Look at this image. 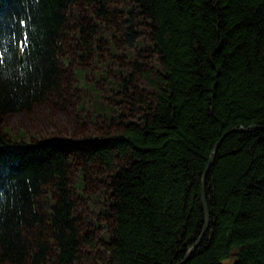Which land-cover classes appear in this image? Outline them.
<instances>
[{"label": "trees", "instance_id": "1", "mask_svg": "<svg viewBox=\"0 0 264 264\" xmlns=\"http://www.w3.org/2000/svg\"><path fill=\"white\" fill-rule=\"evenodd\" d=\"M125 1L0 0V264H264V0ZM107 45L130 113L82 136L3 128L69 106V53ZM98 179L103 238L83 216Z\"/></svg>", "mask_w": 264, "mask_h": 264}, {"label": "rangeland", "instance_id": "2", "mask_svg": "<svg viewBox=\"0 0 264 264\" xmlns=\"http://www.w3.org/2000/svg\"><path fill=\"white\" fill-rule=\"evenodd\" d=\"M134 4L131 0L124 3L129 9L136 11ZM103 29L107 28L103 26ZM142 40L145 47L149 48L150 39L145 32ZM139 49L140 47H138ZM123 54L125 53L120 51L119 55L114 57L108 51L106 53L101 52L99 48L95 54H86L87 56L81 61V56L72 50L69 53L72 64L68 67L73 93L72 103L66 107L59 106L56 108L52 105L36 106L31 113L10 114L3 120V128L10 129L12 135L24 132V136L29 138L49 135L82 136L87 133L91 134L103 126L109 125L108 118L97 117L93 112L92 103L96 99L111 108V115H119L122 110L127 114L130 113L127 104L121 99V88L118 87L123 75L121 64L125 63V61L127 62L126 57L122 56ZM102 55L104 57L101 58ZM120 57L122 58L119 59ZM80 62H83V65L88 67V72L83 79L84 83L83 80L75 77V69L80 68ZM158 63L159 61L156 57L154 66H157ZM106 106L105 108L103 107L105 110ZM131 116L129 114L126 117L131 118L132 121L135 120ZM79 172L80 169L74 174L75 179ZM99 180L96 181L95 185L87 187L82 203L85 208L84 217L86 222L94 228L100 225L99 228H96L97 234L103 238L106 234V229L105 223L102 221V213L107 206L108 196L103 191V183L99 182ZM49 194L50 192H46L43 198L38 201L40 208H49Z\"/></svg>", "mask_w": 264, "mask_h": 264}, {"label": "bare ground", "instance_id": "3", "mask_svg": "<svg viewBox=\"0 0 264 264\" xmlns=\"http://www.w3.org/2000/svg\"><path fill=\"white\" fill-rule=\"evenodd\" d=\"M111 44H113L112 42H110ZM101 49V52H103V53H106L107 51L112 55V56H117V55H119V53H120V51H122L121 49L119 50V52H117V51H114V49H113V47L111 46V45H107V46H103L102 48H100ZM80 55V54H79ZM122 56H124V54L122 55ZM102 57H104L103 55L101 56V58ZM125 57V56H124ZM122 57H120L119 59H121ZM127 59V58H126ZM81 61H83V60H81ZM80 64H81V66H80V68H82V69H86V71L88 72V67L87 66H84L83 65V62H80ZM118 87H120V88H122L121 87V84L120 83H118ZM121 99H122V101H123V98L121 97ZM116 119H118V120H116ZM119 119H121V115H118L117 117H115V118H111V117H109L108 118V120H109V123H113V122H118L119 121ZM125 120L127 121H132V119H130V118H125ZM78 194V193H77ZM41 198H43V197H40V199ZM39 199V200H40ZM49 201H50V204L52 203V200L51 199H49ZM50 208V207H49ZM49 208H42L43 210H49ZM85 209V208H84ZM83 209V210H84ZM83 216H84V211H83ZM84 219H85V217H84ZM103 221V223H105V229H106V234H105V236H103V237H107V235H108V226H107V224H106V221H104V220H102ZM100 227V225L99 226H96V228H99Z\"/></svg>", "mask_w": 264, "mask_h": 264}, {"label": "water", "instance_id": "4", "mask_svg": "<svg viewBox=\"0 0 264 264\" xmlns=\"http://www.w3.org/2000/svg\"><path fill=\"white\" fill-rule=\"evenodd\" d=\"M256 127V126H254ZM241 129H244L243 127ZM213 152H216V148L214 149ZM211 165V161L208 165V168L206 170V173L203 177V187H202V195H203V203H204V208H205V215H206V221H205V226H204V230H203V233H202V236L207 232L209 226H210V210H209V206H208V203H207V197H206V183H205V178H206V174H207V171L209 169ZM202 236L200 237L199 241L196 243V245H194L187 253L186 255V258L184 260H187L189 255L192 253V251H194L195 248L198 247V245L200 244L201 242V239H202Z\"/></svg>", "mask_w": 264, "mask_h": 264}]
</instances>
